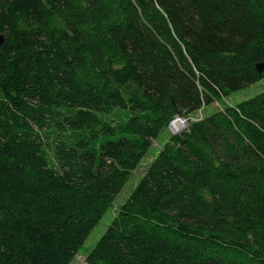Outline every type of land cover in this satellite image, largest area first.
<instances>
[{
	"label": "trees",
	"instance_id": "trees-1",
	"mask_svg": "<svg viewBox=\"0 0 264 264\" xmlns=\"http://www.w3.org/2000/svg\"><path fill=\"white\" fill-rule=\"evenodd\" d=\"M0 35V264H264V92L227 100L264 0H0Z\"/></svg>",
	"mask_w": 264,
	"mask_h": 264
},
{
	"label": "rangeland",
	"instance_id": "rangeland-1",
	"mask_svg": "<svg viewBox=\"0 0 264 264\" xmlns=\"http://www.w3.org/2000/svg\"><path fill=\"white\" fill-rule=\"evenodd\" d=\"M264 92V80L257 83L256 85L249 87L247 89H244L243 91L234 94L230 99L228 100V103H240L242 101L248 100L250 98H253L254 96H256L257 94L263 93ZM223 106L219 105V104H214L211 107V110L216 111V110H220ZM204 114V113H203ZM200 117V116H199ZM189 127V125H188ZM187 127V128H188ZM186 128V129H187ZM185 129V130H186ZM184 130V131H185ZM182 131V132H184ZM168 134L169 135H175L174 133L171 132L170 127L168 129ZM177 135V134H176ZM154 149L155 151L160 149V145L157 142H154ZM152 158V157H151ZM147 159L144 163L143 166L139 169L138 172H136L133 177H132V181L131 183L125 188L124 192L118 197L117 200V206L121 205L122 203H124V201L126 200L128 194L131 191L132 186L137 182V180L139 178L142 177V175L144 174L145 171V167L146 165L150 162V159ZM116 213V211H110L102 220V222L100 223L99 226H97L93 232L91 233V235L89 236V238L87 239L86 243H85V247L84 250L86 252H89L100 240V238L104 235V233L106 232L112 217H114V214ZM85 263V256L84 255H79L76 257L75 261L73 264H84Z\"/></svg>",
	"mask_w": 264,
	"mask_h": 264
},
{
	"label": "bare ground",
	"instance_id": "bare-ground-1",
	"mask_svg": "<svg viewBox=\"0 0 264 264\" xmlns=\"http://www.w3.org/2000/svg\"><path fill=\"white\" fill-rule=\"evenodd\" d=\"M189 123L183 119H176L170 125V130L174 134H179L188 127Z\"/></svg>",
	"mask_w": 264,
	"mask_h": 264
},
{
	"label": "water",
	"instance_id": "water-1",
	"mask_svg": "<svg viewBox=\"0 0 264 264\" xmlns=\"http://www.w3.org/2000/svg\"><path fill=\"white\" fill-rule=\"evenodd\" d=\"M4 41H5L4 36L0 35V46L3 45ZM256 68H257V71H258V73H259L260 75L264 74V63H260V64H258V65L256 66ZM175 135H176V134H175Z\"/></svg>",
	"mask_w": 264,
	"mask_h": 264
},
{
	"label": "built area",
	"instance_id": "built-area-1",
	"mask_svg": "<svg viewBox=\"0 0 264 264\" xmlns=\"http://www.w3.org/2000/svg\"><path fill=\"white\" fill-rule=\"evenodd\" d=\"M177 119H179V118H177ZM171 125V124H170Z\"/></svg>",
	"mask_w": 264,
	"mask_h": 264
}]
</instances>
